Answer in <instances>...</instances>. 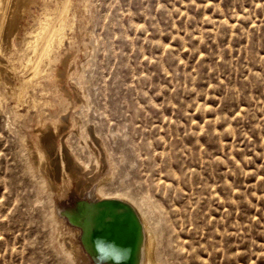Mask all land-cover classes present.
Here are the masks:
<instances>
[{"label": "rangeland", "instance_id": "obj_1", "mask_svg": "<svg viewBox=\"0 0 264 264\" xmlns=\"http://www.w3.org/2000/svg\"><path fill=\"white\" fill-rule=\"evenodd\" d=\"M72 12L55 53L73 54L70 77L42 71L19 101L0 100V264H72L56 239L82 248L65 232L98 179L145 213L162 264H264V0H72ZM20 22L18 36L32 17ZM61 110L77 121L61 144L86 163L101 145L114 166L82 195L49 194L28 168Z\"/></svg>", "mask_w": 264, "mask_h": 264}, {"label": "bare ground", "instance_id": "obj_2", "mask_svg": "<svg viewBox=\"0 0 264 264\" xmlns=\"http://www.w3.org/2000/svg\"><path fill=\"white\" fill-rule=\"evenodd\" d=\"M40 1L0 0V100L9 94L8 99L12 97L19 101L26 92L28 83L41 75L42 71L49 73L54 84L65 82L71 75L73 54L67 52L58 56L55 53L58 52L66 39L65 31L73 28L74 12H72V16L69 13L72 0H56L52 8L40 7L42 9L40 16L33 15L30 5ZM27 14L32 17V24H29L28 27L23 26V33L18 36L19 28L22 26L20 21ZM15 38L20 42L21 48L16 49L15 46V49L13 48L12 44H14L13 39ZM13 54H16V62H13ZM5 81L9 84V89L6 91L1 89V84H4ZM16 82L18 83L16 84ZM61 90L65 95H69L64 87ZM76 93L78 94V92ZM79 94L83 96V91H80ZM41 95L43 96L42 93ZM33 105L34 102L31 106ZM13 113L14 116L18 115L17 112L13 111ZM57 116H55V121L48 122L45 132L38 133L35 140L28 145V168L39 175L41 185L49 194H65L72 184H76V190L82 195L83 191L96 181L97 172L93 175L94 169L103 168L111 175L114 166L101 145L97 150L94 148L96 151L90 150L88 163L70 153L65 147V143L61 144L60 139L62 138L58 139V135L67 126L76 125L77 121L68 114L67 110L64 113L62 111L61 116L56 120ZM44 124L46 123L44 122ZM102 152H104L103 155ZM25 156L27 157L26 154ZM25 164H27L26 161ZM40 188L38 187V189ZM105 195L103 182L98 179L94 198L92 196L93 200L88 201L84 206L85 215L81 217L77 214L69 215L75 228L69 227L65 234L74 237L75 240V235L79 232L82 248L71 241L67 246L64 239V241L56 239L60 251L68 257L65 258L74 264H90L92 261L95 264H121L115 263L113 260L116 256H121L125 264H162L157 251V234L150 226L145 213L129 198ZM55 214L53 212L50 219L55 224V231L54 229L52 231L55 232L53 233L57 238V236H61L58 235L61 222ZM112 230H114V235H112Z\"/></svg>", "mask_w": 264, "mask_h": 264}, {"label": "water", "instance_id": "obj_3", "mask_svg": "<svg viewBox=\"0 0 264 264\" xmlns=\"http://www.w3.org/2000/svg\"><path fill=\"white\" fill-rule=\"evenodd\" d=\"M85 213H86V211H85ZM84 215H85V214H84ZM112 235H114V230H112ZM97 250H98V248H97ZM113 260H114L115 263L125 264V263H124V260H122V257H121V256H116V258L113 259Z\"/></svg>", "mask_w": 264, "mask_h": 264}]
</instances>
